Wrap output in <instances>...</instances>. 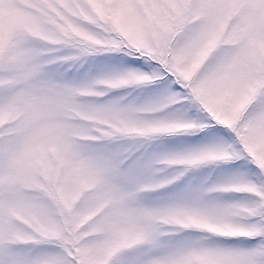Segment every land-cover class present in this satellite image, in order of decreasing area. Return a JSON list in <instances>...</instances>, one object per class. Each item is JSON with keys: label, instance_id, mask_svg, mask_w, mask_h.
Here are the masks:
<instances>
[{"label": "snow or ice", "instance_id": "1", "mask_svg": "<svg viewBox=\"0 0 264 264\" xmlns=\"http://www.w3.org/2000/svg\"><path fill=\"white\" fill-rule=\"evenodd\" d=\"M0 264H264V0H0Z\"/></svg>", "mask_w": 264, "mask_h": 264}, {"label": "rangeland", "instance_id": "2", "mask_svg": "<svg viewBox=\"0 0 264 264\" xmlns=\"http://www.w3.org/2000/svg\"><path fill=\"white\" fill-rule=\"evenodd\" d=\"M126 66H133V65H126ZM201 140L195 137H182V138H178L176 140H170V141H166V143L170 146V147H180L182 145H188V144H196V143H200ZM235 170L234 167H230L228 169H226V171H233Z\"/></svg>", "mask_w": 264, "mask_h": 264}]
</instances>
